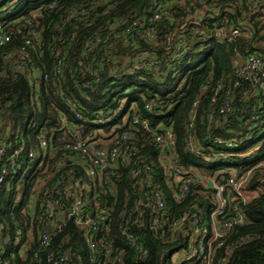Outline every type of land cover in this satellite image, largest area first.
<instances>
[{
  "label": "trees",
  "instance_id": "obj_1",
  "mask_svg": "<svg viewBox=\"0 0 264 264\" xmlns=\"http://www.w3.org/2000/svg\"><path fill=\"white\" fill-rule=\"evenodd\" d=\"M150 2L0 0V14H6L0 18V24L10 34V41L0 46V116L8 113L0 124V143L11 148L22 145L35 156L32 162L23 159L19 174L8 175L0 184V248L4 260L10 259L12 264H46L44 249L35 244V223L30 225L24 206L34 191L42 195L43 190L39 191L42 180L51 174L46 182L49 185L60 172L51 168L60 151L41 159L38 142L44 130L54 150L69 141V130L60 125L63 115L71 125L69 129H76L82 139L95 141L113 133L131 134L129 143L134 154L128 164H120L118 176L112 182L113 193L103 188L95 192L96 204L112 208L109 231L102 240L112 247L117 264H173L172 254L186 249L187 245L182 232L160 236L151 230L152 210L142 200L146 188L140 182L134 190L132 183L146 180L149 187L162 191L171 222L186 212L205 208L211 190L202 185L203 181L212 178L215 171L219 172L215 181H225L231 176L228 168L237 176L249 172L244 190L251 196L241 208L245 223L231 228L224 244L214 251L212 264H264V133L258 139L264 132V112L247 110L255 100L239 90H232L228 107L223 113L218 112L225 92L235 79L234 56L254 54L264 58V46L259 42L264 0L258 5L250 0L202 3L200 0H163L159 10L168 17L152 24V39L140 38L132 29L137 26L131 24L139 20L140 28L145 29L155 10ZM211 5L217 11L209 10ZM27 19L37 32L34 49L24 46ZM224 20L229 26L246 30L248 37L232 42L213 39L187 44L180 58L171 60L180 43L189 37L192 27L220 26ZM144 58H154L156 71L129 70L130 63ZM16 59L21 69L10 72L9 63ZM80 61L82 64L78 66ZM85 82L93 86L86 87ZM243 86L245 90L250 89L246 83ZM125 91L128 93L124 98L117 97ZM151 101L154 105L148 112L144 106ZM69 103L84 113V122L73 117ZM115 111L118 113L111 122L101 125L94 122L99 112ZM134 116L157 134L163 135L164 130H169L168 150L159 148L149 133L131 126ZM252 117L258 119L252 120ZM217 139L223 143L234 139L236 147L227 149L225 144L217 145ZM192 151L198 154L195 156ZM259 151L263 154L260 158L248 159ZM223 154L227 156L222 159ZM213 156L215 159L210 162ZM166 159L177 167L193 170V183L183 198L174 196L177 182L167 175ZM229 160L233 164H227ZM40 161L43 165L37 170ZM31 163L36 165V171L26 179L22 201L16 204L15 183L22 177L23 167ZM144 164L150 166L149 171H143ZM135 170H139L137 177L132 176ZM74 172L76 179L86 181L79 166L74 167ZM84 198L94 207L92 191L84 193ZM71 200L68 194L66 201ZM138 210L141 215L137 214ZM122 211L126 216L120 217ZM133 215H136V224L125 236L120 233L119 225ZM17 226L23 238H32L34 243L27 248L24 258L11 259ZM131 236L136 237L145 252L142 260L130 245ZM85 237L84 230L68 221L47 249L56 250L61 243L69 256V264H92L93 252ZM34 252H37L36 258Z\"/></svg>",
  "mask_w": 264,
  "mask_h": 264
},
{
  "label": "built area",
  "instance_id": "obj_2",
  "mask_svg": "<svg viewBox=\"0 0 264 264\" xmlns=\"http://www.w3.org/2000/svg\"><path fill=\"white\" fill-rule=\"evenodd\" d=\"M163 0H151L150 6L154 8V12L147 20L145 29L140 28L141 22L134 21L131 26L135 30L136 36L140 38L152 39L154 28L153 23L165 20L168 15L163 14L159 10L160 3ZM206 0H200V2ZM253 5L260 4L261 0H250ZM209 10L217 11L215 5L209 6ZM208 10V11H209ZM195 16L198 18L199 13ZM262 29L259 31V42L264 46V14L262 16ZM24 46L34 49V42L37 39V32L34 24L27 19L24 24ZM248 32L244 29L232 27L228 25V21L224 20L220 26H198L191 28L189 37L182 41L178 46L176 53L171 60H178L182 55V49L187 44L206 43L210 40H218L220 42H232L235 39L248 37ZM106 39V38H105ZM10 41V34L7 28L0 24V46H4ZM99 42V39H96ZM105 42V40L103 41ZM82 62H78L80 66ZM129 70L147 69L150 72L156 71L154 58H144L136 60L129 65ZM10 72H17L21 69V64L18 59L9 63ZM33 70L36 71L34 68ZM233 75L235 77L230 88L225 92L222 100V106L218 112L221 114L228 107L232 90H239L245 93L246 97L252 96L255 104L247 106L246 109L255 112H264V58L254 54L241 57L236 54L233 58ZM246 83L250 89H244L243 84ZM84 86L91 88L93 85L90 82H85ZM213 102L214 100H210ZM69 108L73 113V117L77 121L84 122V113L76 109L75 104L69 103ZM153 101L146 103L144 108L150 111L153 107ZM99 112L94 122L98 125L109 123L113 120L115 114ZM8 113L0 116V124L6 119ZM257 117H252V120H257ZM60 125L63 129L69 130V141L63 143L58 150H54L50 144V138H47V131L44 130L42 137L38 142V149L41 152V159L46 154L57 153L60 155L51 168L55 171H60L53 181L47 185V181L51 179V174L42 180L39 191L43 190L42 195L34 191L24 206V210L29 214V218L36 226L35 244L38 248L44 249L43 260L46 264H69V256L62 244L56 250L47 249L54 241V235L62 231L65 224L70 221L79 229L86 233V241L89 245L92 264H117V258L113 256V249L110 245L103 244V236L108 233L112 208L100 207L96 204L95 192L98 188H103L105 191L113 193V180L118 176L120 164H128L134 149L129 143L130 136L128 132L113 133L109 136H104L95 141L82 139L76 129H69L68 120L65 116H61ZM138 126L146 133H149L152 140L163 151L168 150L170 139L169 130H164L163 135L157 134L151 130L148 124L140 121L137 117H132L131 126ZM130 126V127H131ZM216 144H225L227 149L236 147L235 140L224 141L217 139ZM242 143V142H240ZM189 149V146H187ZM193 152V151H192ZM194 153V152H193ZM195 156L198 153H194ZM223 154L220 158H225ZM35 158L34 153L22 145L11 148L7 144L0 143V184H2L8 175L12 176L19 174L18 167L22 168V160L27 159L30 162ZM210 162L215 159V156L210 158ZM167 175L170 179L177 182V190L174 191V196L183 198L188 194L192 182L193 170L191 168L177 167L173 161L166 159ZM143 164V163H142ZM43 165V161L38 164V169ZM79 166L81 172L85 176L86 181L76 179L74 177V167ZM65 168L67 171L61 173ZM143 171L150 170V166L144 164ZM47 169V168H46ZM231 176L223 182L215 181V176L219 174L215 171L213 177L203 181L202 185L211 190V196L208 198V203L205 208L195 210L194 212H186L181 218L169 221L168 206L164 202L163 193L153 187H149L146 180H136L132 183V188L137 190L140 182L146 188L143 204L150 207L151 220L150 228L156 235H164L165 233L175 234L182 232L187 238L186 249H179L183 257L174 264H212L213 254L216 249L224 244V239L227 233L234 226H240L245 223V216L241 211L242 206L247 202L248 194L244 188L249 178V172L236 175L232 168H228ZM139 170L132 172V176H139ZM199 178V177H198ZM197 178V179H198ZM201 180V179H200ZM207 181H210L212 186H207ZM93 192L94 207L84 198V193ZM71 194L72 200L66 201V196ZM138 215L141 212L137 211ZM126 216L125 212H120V217ZM205 221L206 225H205ZM136 224V215L129 217L119 225L120 233L127 235L130 228ZM2 228L0 222V229ZM98 238V239H93ZM130 245L134 249L137 258L142 260L145 252L137 243L136 237H130ZM245 238L243 241H246ZM34 243L32 238H23V232L17 226L15 237L12 245L11 259L18 257L22 259L26 256V250L30 244ZM3 250L0 248V264H12L10 259L4 260ZM37 252H34L33 257L36 258Z\"/></svg>",
  "mask_w": 264,
  "mask_h": 264
},
{
  "label": "rangeland",
  "instance_id": "obj_3",
  "mask_svg": "<svg viewBox=\"0 0 264 264\" xmlns=\"http://www.w3.org/2000/svg\"><path fill=\"white\" fill-rule=\"evenodd\" d=\"M5 13H1L0 14V18H4L5 17ZM126 81H124V84H125ZM118 93V92H117ZM128 91H125V92H119L117 94V97L119 96L120 98H124L126 95H127ZM122 107H125V104H122L121 105ZM263 133L264 132H261L259 135H258V139L261 138L263 136ZM262 152L259 151V152H256L254 153L253 155H250L248 156V159L249 160H253L254 158H260L262 156ZM227 164H233V161L229 160V161H226ZM18 171L20 172V167H18ZM36 171V165L31 163V164H28L26 165L25 167H23V173H22V177L15 183V203L16 204H19L21 203L22 201V196H23V193L25 191V181L26 179L31 175L33 174L34 172ZM247 196V199L251 196L249 194H246ZM206 222L205 221V225H206ZM183 257V254L179 251H176L172 254V257H171V262L174 264L175 262L179 261L181 258Z\"/></svg>",
  "mask_w": 264,
  "mask_h": 264
},
{
  "label": "water",
  "instance_id": "obj_4",
  "mask_svg": "<svg viewBox=\"0 0 264 264\" xmlns=\"http://www.w3.org/2000/svg\"><path fill=\"white\" fill-rule=\"evenodd\" d=\"M198 179L200 180L201 178L199 177ZM207 186H208V187H211V186H212V184H211L210 181H207Z\"/></svg>",
  "mask_w": 264,
  "mask_h": 264
}]
</instances>
